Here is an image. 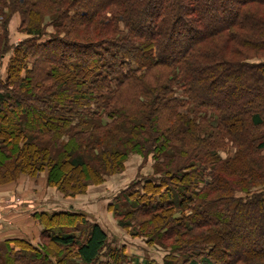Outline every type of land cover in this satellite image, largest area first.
<instances>
[{
	"label": "trees",
	"instance_id": "obj_1",
	"mask_svg": "<svg viewBox=\"0 0 264 264\" xmlns=\"http://www.w3.org/2000/svg\"><path fill=\"white\" fill-rule=\"evenodd\" d=\"M14 13L28 38L11 48ZM47 22L55 32L42 40ZM9 49L0 184L47 171L49 185L75 195L130 155L152 154L137 200L113 205L142 212L143 234L159 228L171 248L163 264H264V237L249 222L264 214V187L249 191L264 183V60L246 58L264 55V0H0V59ZM33 217L44 245L75 254L48 260L24 239L0 242L16 262L126 264L86 213Z\"/></svg>",
	"mask_w": 264,
	"mask_h": 264
},
{
	"label": "rangeland",
	"instance_id": "obj_2",
	"mask_svg": "<svg viewBox=\"0 0 264 264\" xmlns=\"http://www.w3.org/2000/svg\"><path fill=\"white\" fill-rule=\"evenodd\" d=\"M19 24V16L17 13H14L9 21L8 26V43L11 48L16 43L28 38L27 34L19 30ZM42 31V40L49 38V35L51 36L55 32L53 26L49 22L45 23ZM11 52L12 51L9 49L8 52L5 53L4 56H2V58L0 59V82L3 81L5 77L7 67L6 64L12 56ZM246 58L247 61L256 63L258 61H262V58L264 60V55H247ZM226 146L227 147L220 150V154L222 157H227L228 151L229 153H232L233 148L235 147L230 143H227ZM262 154L264 156V150L262 151ZM154 163L155 162L152 154H147L146 156L132 154L124 161V167L122 170L118 171V173L104 176V180L100 183L90 184L84 191L76 192L75 195H66L65 193L60 192L56 187L49 185L48 180L46 179L47 171H41L37 175L32 176L20 173L16 179L4 182V184L18 185L22 182L26 184L25 181H27L29 182V186L32 188V199H39L47 197V195L56 194L67 199L71 204L75 202L74 206H79L77 202L84 203L89 210H95L97 214L101 215L102 221H104L102 222L104 227L103 231L106 233V235H108L109 246L111 248L124 249V253L125 255H127V259L125 261L126 264L132 263L135 258H137L139 261L147 260L148 262H153V264H163L164 255L168 253L171 248L162 247L161 245H159L157 239L159 237V228H156L155 230L150 228H148L150 230L145 229L149 231L148 235L143 234L142 230L146 225H148V223H142V212L133 211L135 209L134 207L131 209L127 205L125 206L123 202L120 203L121 205H119L117 209V206H114L115 200L118 199L121 195H130V193H133L131 195V201L133 202V200H137L139 191L142 192L141 184H143L147 178H151V175H153L152 171ZM4 184H0V186H3ZM168 184L170 185V183ZM262 187H264V183H262V185L249 187V191L253 190L255 192L256 190H262ZM134 191H137L138 193H135ZM123 192L127 193L124 194ZM243 194H245V192L237 191L235 196H241ZM25 196L26 198L28 197L27 195ZM21 198L22 195L19 193L18 197L12 199L15 201L13 203H16V205L19 206V204H22ZM155 198L156 200H158L159 196ZM105 203H107V208L104 207ZM75 208L76 210L72 208V211H82L81 209H78V207ZM115 211H118V213L121 212L122 214H124V216H121L119 218L115 217ZM130 212L132 214L125 216L126 213ZM120 220L123 222H131V227L129 228L122 226L119 223ZM249 222L256 226V229L258 231L256 233V236L261 240L264 237V214L253 212V217L249 219ZM74 225L76 226L74 227ZM78 225L79 224L77 223H73L71 224L70 228L77 230ZM79 229H81L80 226ZM155 231L157 232L155 233ZM252 238H250L251 242L256 244L258 240ZM34 239L37 242L36 246L49 251V256L47 257L48 260L50 258H52L53 260L54 257H67L66 259H71L75 254L74 248L62 250L60 247H57L54 244L46 243L44 245V242H42L39 236L36 237L34 235L32 242H34ZM243 241L245 242L247 240H242V242ZM0 254V264H4V262H7L8 264H20V262H16L15 260L20 261L21 257H16V255H13L11 253L7 254L5 248L0 247Z\"/></svg>",
	"mask_w": 264,
	"mask_h": 264
},
{
	"label": "crops",
	"instance_id": "obj_3",
	"mask_svg": "<svg viewBox=\"0 0 264 264\" xmlns=\"http://www.w3.org/2000/svg\"><path fill=\"white\" fill-rule=\"evenodd\" d=\"M26 184L19 183L18 185L4 184L0 186V242L5 239H24L31 245L36 246L37 242L34 239L39 236L41 226L37 223V220L33 217L36 212H55L62 210H73L75 207L81 209L87 214L88 218L100 225L104 230L102 218L100 214H97L95 210H89L84 203H79V206H74V203L69 201L62 196L56 194L47 195V197L32 199L31 193L32 188L29 186V182L25 181ZM22 195V204L16 205L14 200L18 197L19 193ZM27 195L28 197L26 198ZM11 200V201H10ZM9 203V204H7ZM105 203V208L106 207Z\"/></svg>",
	"mask_w": 264,
	"mask_h": 264
}]
</instances>
